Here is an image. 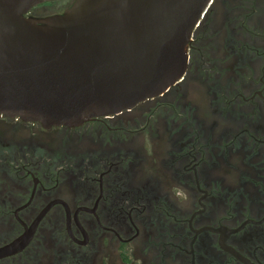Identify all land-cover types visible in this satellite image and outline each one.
I'll list each match as a JSON object with an SVG mask.
<instances>
[{"label": "flooded vegetation", "instance_id": "obj_1", "mask_svg": "<svg viewBox=\"0 0 264 264\" xmlns=\"http://www.w3.org/2000/svg\"><path fill=\"white\" fill-rule=\"evenodd\" d=\"M188 54L117 115L0 114V264H264V0H211Z\"/></svg>", "mask_w": 264, "mask_h": 264}, {"label": "water", "instance_id": "obj_2", "mask_svg": "<svg viewBox=\"0 0 264 264\" xmlns=\"http://www.w3.org/2000/svg\"><path fill=\"white\" fill-rule=\"evenodd\" d=\"M46 1L0 0V114L47 128L117 115L166 93L188 68L211 2L75 0L63 13L30 14Z\"/></svg>", "mask_w": 264, "mask_h": 264}, {"label": "rangeland", "instance_id": "obj_3", "mask_svg": "<svg viewBox=\"0 0 264 264\" xmlns=\"http://www.w3.org/2000/svg\"><path fill=\"white\" fill-rule=\"evenodd\" d=\"M55 1L62 3L63 0H53L41 3L40 5L34 7L30 14L36 17H45L57 13H63L64 9L67 7L62 6L61 4H56Z\"/></svg>", "mask_w": 264, "mask_h": 264}, {"label": "clouds", "instance_id": "obj_4", "mask_svg": "<svg viewBox=\"0 0 264 264\" xmlns=\"http://www.w3.org/2000/svg\"><path fill=\"white\" fill-rule=\"evenodd\" d=\"M186 192V190H184ZM189 197L187 196V194L185 195V199H188Z\"/></svg>", "mask_w": 264, "mask_h": 264}]
</instances>
